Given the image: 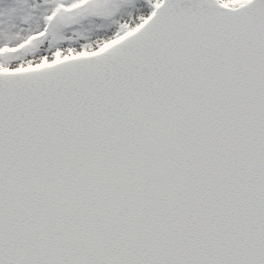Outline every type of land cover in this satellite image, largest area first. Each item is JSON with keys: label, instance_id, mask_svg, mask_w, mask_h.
<instances>
[{"label": "water", "instance_id": "1", "mask_svg": "<svg viewBox=\"0 0 264 264\" xmlns=\"http://www.w3.org/2000/svg\"><path fill=\"white\" fill-rule=\"evenodd\" d=\"M0 70V264H264V0Z\"/></svg>", "mask_w": 264, "mask_h": 264}, {"label": "rangeland", "instance_id": "2", "mask_svg": "<svg viewBox=\"0 0 264 264\" xmlns=\"http://www.w3.org/2000/svg\"><path fill=\"white\" fill-rule=\"evenodd\" d=\"M236 6L248 0H218ZM159 0H0V68L26 69L100 50Z\"/></svg>", "mask_w": 264, "mask_h": 264}]
</instances>
